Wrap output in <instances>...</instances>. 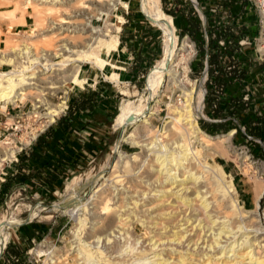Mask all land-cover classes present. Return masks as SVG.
<instances>
[{"label":"bare ground","instance_id":"6f19581e","mask_svg":"<svg viewBox=\"0 0 264 264\" xmlns=\"http://www.w3.org/2000/svg\"><path fill=\"white\" fill-rule=\"evenodd\" d=\"M20 1L23 2V0H0V3L1 5L11 2L16 4ZM24 1L28 2L27 4L29 5L27 8L25 7L26 11L24 13L26 14L30 8L31 12H28V14L33 19L32 26L30 27L31 32L29 33H31V36L32 34L38 36L40 38L39 41L42 42V46L38 47L39 45L37 46L36 43L26 42L25 40L26 43L23 42L21 43L22 45L16 42L13 43L14 41L10 39L4 40V48H0V67L3 64H7L11 68L9 70H0V103L3 106L8 102L16 105L25 100H31L33 115L47 117L41 128H34L30 132V135L27 137L29 141L36 136L38 130H42L46 125L51 124L55 117L59 116L65 108L66 104L64 100L51 103L47 100L46 94L48 92L53 94L61 86L68 87L71 84L81 85L84 80L78 77V71L83 62L91 63L97 69H101L105 65L106 60L103 54L116 48L119 42L117 33L120 31L123 22V18L119 14H115V22L107 18L112 14V10L115 9L117 4L126 8L128 7V3L126 0ZM193 1L195 2V0ZM140 10L144 16L149 18L150 23L159 28L158 30L161 32L162 54L154 63L153 68L149 69L148 73L152 69L151 75L148 78L146 76L147 80H145L149 97H157L158 99L155 100L156 103L153 106L148 104L144 108L137 105L139 103L135 104L131 100L122 102L114 124L116 130L124 128L131 123L135 124L129 133L127 132L123 135L122 141L141 147V154L139 155L137 165H129V168L123 169L127 166L125 158H128V155L121 152L118 144H116L113 147L112 153H115L117 156L115 155V160L113 159L114 161L108 166L107 170L103 167L101 172L99 171L97 174L92 175L82 185L85 187L93 184V187H96L93 191L91 189L84 196L78 194V191L80 192L79 189L82 187H79L80 180L74 178L68 186L67 195L52 206L56 209L61 208L75 219L77 224L75 232L80 231V236L77 233L79 243L85 241L84 244L76 249V256L82 255V259L87 264L90 261H94L91 260L93 252L90 251V248L86 250L83 247L87 245L94 248L96 244L94 252L97 255V259H104L103 262H106L105 264L110 260L114 264H135L134 261H129L133 256H130L128 259H125L123 256L121 259L119 257V252H124L130 247L126 246L122 248L125 243L121 245L123 242L121 240L128 241V236L131 233L129 227L132 222L125 221V218H129L128 220L131 221L130 217L132 215L136 217L142 212H146L145 217L147 218H155L148 211L149 207L138 209L136 205L143 199L144 203L147 200V204H151L157 199L164 202V197H167L169 200V196L174 197L169 202L173 205L174 210H177L180 204L186 206V208L183 210L179 208L180 211L175 216V220L171 219V216L167 217L168 220L163 222L165 231L159 232L160 238L150 244L149 250H153L155 246L163 245L161 241L164 238L163 241L166 240L167 243L177 241V244L182 245L181 247L179 246L180 249H183V244L186 242V253L183 252L181 254L180 251L177 252L180 253L179 255L177 254L178 257L176 258L179 264H187V260L190 261L192 259L190 256L185 258L186 254H199L200 258L206 256L203 261L200 258L197 259L200 264H261L258 257L254 258L251 249L256 242V246L264 248V222L262 223V218H258L259 214L257 210L261 192L258 194L255 192L254 209L245 212L244 217L251 218L249 226L245 223H240L236 226L237 229H235L234 227L230 228L228 224L224 223L225 226L219 228V232L215 236V233H213L215 226L204 225L203 218V224H201L195 216L197 208H194L192 203L200 202L199 205L205 211L204 213L208 217V222L209 219L212 223L216 222L213 220V215L207 211L211 203L208 201L207 195L208 193L211 194V191L203 190L205 183L202 179H205L209 174H212L214 181L213 190L231 200L232 208L235 209L234 214L243 216L244 213L231 197V192L235 189L232 177L223 170L220 163H212L210 161L202 163L199 160L201 158L199 157L200 151L198 152L196 145H201V148L210 147L207 140L221 138L222 136L217 135L212 137L202 131L197 124L196 119L202 114L205 88L203 91L200 89L199 91L194 86L187 87L185 86L186 84L182 83L191 57V48L187 39L180 41L176 32L175 19L163 12L160 0H140ZM3 11L0 9V14ZM92 19L103 20V23L95 26L92 23ZM0 21H2L1 15ZM8 27L12 28L14 26L7 23V29ZM11 32L13 33V31ZM67 34H71V36L72 34L78 35L71 40L72 38H67ZM106 78L116 83L119 81L116 74L108 75ZM177 89L182 91L183 100L178 102V104H167V117L164 119L160 130V132L165 134V137L166 135L167 137L168 135L172 137L169 140H162V137L157 140L152 137L148 138L147 136H150L152 129H154L150 118L151 115L157 114V104L161 101L163 93L167 90L173 93ZM42 105L46 107V111L43 113L38 109ZM200 117L206 119L202 115ZM139 121L140 123H137ZM233 132L234 130H230L225 135ZM7 140H10V138H7ZM5 144H7L6 141ZM17 150L12 147L1 148L0 160H10L14 157ZM190 151H192V154H190ZM151 170L157 176L156 178L153 177L155 178L153 180L151 179ZM100 178H103L102 181H99L101 180ZM143 178L145 179L143 180ZM128 182H142V185L147 189H140L142 191L136 192V194L134 192L135 195H133V191L128 189L126 185ZM155 187L158 188L156 189ZM262 189L264 190V188ZM154 190L157 191V194L155 192V195L151 196V192ZM130 199L133 201H130ZM122 203L126 205L132 204L131 207L134 206L133 208L130 207V212L126 213L121 205ZM141 204L144 205L143 203ZM80 210L86 211L84 212L86 215L83 218L80 216ZM35 214L37 213L34 212L33 216ZM138 219L142 224L147 223L144 218L140 217ZM16 222L14 218H0V259L5 243L9 238V232L6 229ZM195 222L196 224L194 225ZM189 223L192 225V228L186 229ZM168 226L169 229L167 228ZM198 226L200 232L196 239L186 236L189 231H194V228ZM242 230L244 231L239 235L243 238L238 241L235 237ZM202 231L204 232L203 235H201ZM208 232H210V237L205 235ZM224 232H228L230 235L229 238H225V243L230 241L229 239L232 240L229 244L220 245V242H222L221 234ZM192 234L194 235V233ZM153 238L154 236L149 238L148 243ZM184 238L185 241L183 242L182 239ZM199 240H201V243L198 245ZM157 242L158 244H156ZM241 248L244 250L250 248V250L248 249L244 253H240L238 250H241ZM145 250L140 251L135 259L141 261L140 264L144 263L148 256ZM132 251L133 248L131 247L125 253L129 255ZM68 252L69 250H64L66 255H69ZM209 252L210 254H208ZM160 254L161 252L157 256ZM218 254L219 257H216ZM106 257L108 259H105ZM235 259L236 261L231 263ZM167 260L166 257H162L159 261L149 262L152 264H166ZM219 260L222 261L219 262ZM183 261L184 263H182Z\"/></svg>","mask_w":264,"mask_h":264},{"label":"rangeland","instance_id":"374dc122","mask_svg":"<svg viewBox=\"0 0 264 264\" xmlns=\"http://www.w3.org/2000/svg\"><path fill=\"white\" fill-rule=\"evenodd\" d=\"M188 1H190L191 4L194 6V4L191 0H188ZM23 2L20 1L19 3H16V4L11 2V3H7L5 5L4 4L1 5V3H0V9H2V11L5 9L0 14L2 21H6L7 23H10V24H12V26L19 24V23H24L23 17L25 15L24 12L26 11L25 7L27 8L29 5L27 4L28 2L26 3L24 0H23ZM126 2L128 3V7L125 8V7L121 6L120 4H117L115 9L112 10V14L109 15L107 19L115 22L116 21L115 14H120L121 11L128 12L129 10H131L132 6L136 7L138 10H140V8H139L140 0H126ZM21 4H22V6H21ZM160 5H161L163 12L165 14H167V12L164 10V7H163L164 6L163 0H160ZM198 7H199V5H198ZM76 9H78V7H76ZM195 9H196V7H195ZM199 9H200V7H199ZM28 12L29 13L31 12L30 8L28 9ZM256 13H257V16H256L255 23H256V27H257V34L253 38L252 42L247 44V45L249 48H252L254 50V52L257 54V59L264 60V15L259 10L258 11L256 10ZM167 15H170V14L168 13ZM31 19H32V17H31ZM77 19H81V18H77ZM32 23H33V19L31 20V24ZM92 23L95 26H99L103 23V20L92 19ZM31 24L29 26L25 27L24 30H22L20 32H18V31L13 32V33L11 32L13 27L12 28L8 27V29L6 28L3 30L0 26V29H1L0 30V34H1L0 38H2V41L0 42L1 43L0 48H2V49L4 48V45H5L4 40L5 39H10V40L14 41L13 43L16 42L17 44L18 43L21 44L23 42L24 43L31 42L34 44L36 43L37 46L39 45L38 47H41L42 42L39 41L40 38L38 36H34L33 34L31 36L30 35L31 33H29V32H31V30H30V27L32 26ZM23 32H25V33H23ZM176 32L178 34L177 28H176ZM73 35L74 34H72V36ZM77 35L78 34H75L72 37L71 34L70 35L67 34L66 36L68 39L72 38L71 40H73ZM160 38H161V32H160ZM179 39H180V41H182L183 39H187V42L189 43L190 48H191V57L189 59L188 70H187V72H185L186 74H184L186 78L183 77L182 83L184 85L186 84L185 86H187V87L194 86V87H196L197 90L200 89L203 91V89L205 88V80H206L204 73L202 72L201 74H197L190 67V63L192 62V60L196 56V52H197L196 46H195L194 42L187 35H184L182 37L179 36ZM159 46H160V50H161V39L158 42L157 48H159ZM160 56H161V54H160ZM159 58H157V59H159ZM154 63H153V65H154ZM153 65H151L148 68L147 72L144 74V77L142 78L143 79V87L142 88H139L138 86H130V85H125V84L118 85L119 89L121 88V91L124 95L121 93V97H120V99L117 103V106H116L117 112H118L119 105L122 102H125L127 100L128 101L131 100L135 104L139 103L137 105L142 106V108H144L145 105L149 104L150 106H153L156 103L155 100L158 98L157 97H154V98L149 97V95H148L149 92L147 91L146 84H145V80H147V78L151 75L152 69L149 72V76L146 78L147 73H148L150 68H153ZM10 68L11 67L9 65L3 64L0 67V70H9ZM72 85L73 84H71L68 87L61 86L53 94L48 92L46 94L47 100L51 103H57L61 99H68L69 94H70V88ZM45 91H47V90H45ZM61 94H62V97H59V95H61ZM181 100H183L182 91L179 89H177L173 93H171L168 90L163 93V95L161 97V101L157 104V114L151 115L150 121H151L152 127H154V129H152V132H151L152 135L150 134V136H147L148 138L152 137V138L157 140L158 138L162 137V140L163 139L169 140L172 137L171 135H168V137L166 135V137H165V134L163 132H160V130L162 128V124L164 122V119H166V117H167V113H168L167 104L168 103L178 104V102H180ZM1 107L4 108L2 103H0V110H2ZM5 107H6V109L2 110L3 113L9 111L10 114H14L17 111L18 115L15 117L14 121H13V118L11 117V118L6 120V123H4V126H6V131H5V134L0 138V141L2 142V143L0 142V149L1 148L5 149L7 147H12V148L18 149V147L21 146V144H22L24 146L22 148V150L17 152L16 155H14V157H16L18 159V154L21 153L24 149H27L28 146L31 145V144L30 145L26 144L29 142L27 140V137L30 135V132L35 127H37L39 125V123H40V121H42V119L38 118L40 116H34L33 115L31 100H25L24 102L18 103L16 105L8 102V103H5ZM39 110L41 112L43 110H46V108L42 107V108H39ZM204 110H205V104L203 105L201 115L206 118ZM8 116H10V115H8ZM200 116L196 119L198 126H199L198 121L200 119H204L203 117H200ZM16 120H19V123H18L19 129L14 130V129H12L11 126H13L12 124H14L16 122ZM43 120H44V118H43ZM137 123H140V121ZM41 125L38 128H41ZM134 125H135L134 123H131V124L125 126L124 128H118L115 131L114 136H113V138L115 137L114 138L115 140L113 142L111 141L110 147L106 148L105 151L101 152L97 156H95V155L90 156L87 160V163L84 165V167L81 170H79L78 172L71 174L69 176V178L64 181V183L62 184L60 189H56V188L52 189L51 190L52 194H50L48 192L49 195H45L43 197V196H41V194L38 190L36 191L35 189H31L30 187H28L27 185H24V184L16 185L12 188L10 194H8L6 196L4 202L0 205V218H3V217L4 218H14L17 222L12 224V226L10 228L6 229V231L9 232V238L6 241L5 246L2 250L0 264H5V259H6L5 258V254H6L5 253V247H6V245L8 243L11 245L15 241V239H19L20 246L22 248H28L27 253H26V260L22 259V260H24V262L22 264H27L26 262H29V264H87V262L84 259H82V257H81L82 255L76 256V249L79 246H81L82 244H84L85 241H82L81 243H79L78 234L80 233V231L75 232V226L77 225L75 219H73L70 215L65 213L61 208L56 209V208H53L52 205L56 202L61 201L67 195L68 187L65 190L66 184L74 176H77L76 179L80 180L79 187H82L79 189L80 192L78 191V194L84 196V194H88L91 189L93 191L96 188V187H93V184L87 185L85 187L82 185H84V183L87 181V179H89L92 175L97 174L99 171L101 172L103 167H105L107 170L108 166L111 165V163L115 160L114 157L116 154L112 153V149L116 144H118L119 150L121 152L127 154L128 158H129V159L127 157L125 158L127 160V162H126L127 166L124 167L123 169L129 168L131 165L136 166L137 161L139 160L138 159L139 155L141 154V147L133 145L130 142L122 141L123 135H125L127 132L129 133V131L132 130V127H134ZM229 131H227L225 133H219V134L212 135V137L217 136V135L220 137L222 136V137L207 140L210 144V147L201 148V145H196L198 152L200 151L199 157H201V158H199V160L202 161V163L205 161H210L213 163V162H218L219 159H222L223 161L228 162L229 164H234V169L237 172H240L239 176L243 177V179L245 180V184L247 186H254L255 192L257 194L261 192V194H262V192L264 191L262 189V188H264V160L261 159L260 157L252 155L248 146H246V144H244L241 141V139L234 137L235 131L229 135H225ZM158 132H160V133L157 134ZM7 138H10V140H7ZM25 140H27V141H25ZM5 141L7 144H5ZM24 142L26 145L23 144ZM192 151H193V148H192ZM192 151H190V154H192ZM14 157H12L10 160H5V161L0 160V181L5 178L6 174L9 171H13V169L15 168L14 164L17 161L14 160ZM201 159H203V160H201ZM231 171L230 172L225 171V172L228 175H230L231 177H233V173ZM150 174H151L152 180L157 177V176H155L156 173H154V171L152 172V170H151ZM144 175H143V177H144ZM153 177H155V178H153ZM102 179L99 181H102ZM144 179L145 178H143V180ZM143 180H142V182H143ZM202 181H204V183H205V188H203V190L204 191H207V190L211 191V194L208 193V195H207L208 201L211 202L210 206L208 207L209 209H207V211H209L213 215V220H214V222L215 221L216 222L212 223V222H210V219L208 222V217H207L206 213H204L205 211L199 205L200 202L192 203L193 207L197 208V212H196L195 216L197 219H199L201 224L204 223V225L206 224L210 227L215 226L214 227L215 231L213 232V233H215V236L217 235L216 233L219 232V228H222L225 226L224 223L228 224V226H230V228L234 227L235 229H237L236 226L239 225L240 223H242V224L245 223L248 226L250 225L251 218L250 217L245 218L244 216H245L246 211H250L254 208L248 209V207H244L243 204L241 202H239L238 191L236 188H235L236 190L234 192H231L232 193L231 197L233 198L234 201H236L237 206L243 211V213H244L243 216L235 215L234 214L235 209L232 208L231 200L227 197H224L221 193L215 192L213 190L214 189V187H213L214 181L212 179V174L207 175V177L205 179H202ZM142 182H134V183L128 182V183H126V185L128 186V189L133 191V195H135L136 192H140L143 189L145 190L146 187H144L142 185L143 184ZM69 185H70V183H69ZM140 189H142V190H140ZM134 192H135V194H134ZM151 193H152L151 196L152 195L154 196L155 194H157V191L154 190ZM128 196H130V195H128ZM155 198H157V197H155ZM173 198H174L173 196H171V197L169 196V200H168L167 197H164V202H161V200L157 199L156 201H153V203H151V204H147V200L144 203L143 202L144 199L138 202V204L136 205V208L145 209L146 207H149L148 211H150V214H152L151 216L154 215L155 218L145 217L146 212L145 213L144 212L139 213V216H136V217L135 216L133 217V215H132V217H130L131 221L128 220L129 218H125L126 219L125 221L132 222L130 224V227H129V230L131 233L128 236V241L127 240L124 241V239L121 240V242L123 241L121 243V245H123L125 243L122 248H124L126 246H130V247L127 248L124 252L123 251L121 253L119 252L120 259L122 258V256L125 259H128V258H130V256H133L129 261L130 262L134 261L135 264H140L141 261H138L135 259L137 258V255L140 253V251L146 249L145 251L148 254V256L145 259V262L142 264H152L149 261H159L162 259V257H166L168 259L166 261V264H179V261L177 262L176 258L178 257V255L180 253L181 254L183 252L186 253V246H185L186 242H184L186 237L184 239H182V241L184 242L183 249L179 248V246L181 247L182 245L177 244L176 243L177 241L167 243L166 240L163 241L164 238L161 241V244H163V245L155 246L153 248V250L148 249V247L150 246V244H152V242L154 243L155 241H157L160 238L159 232L165 231V228L163 226L164 225L163 222L167 221L169 216H171L170 217L171 219L175 220L176 219L175 216H177L179 214L178 213L180 211L179 208H181V210L186 208V206H183L180 204L179 208L177 210H174L173 205L171 203H169L170 200H172ZM133 199H135V198L133 197ZM130 201H133V200L130 199ZM141 203H143L144 205H142ZM121 205L123 206V209L126 211V213L130 212V207L132 204H127L128 205L127 206L126 204L122 203ZM133 206L131 208H133ZM257 210H258V214H259L258 218H262L261 220H263L262 221V223H263L264 222V217H263L264 192L260 198L259 206H258ZM34 212H36L37 214H35L33 216ZM84 212H86V211L80 210V216H82V218L84 217V215H86V214H84ZM173 214H174V216H173ZM188 216H190V215L188 214ZM140 217L144 218L147 223L142 224L141 221H138L139 220L138 218H140ZM239 217H240V219H239ZM202 218H203V223H202ZM34 224L36 225V228H38L37 232H39V233H38V235L33 236V232L36 231V230H34V227H32ZM195 224H196V222L194 223V225ZM171 225H172V223H171ZM191 226L192 225H190V223H189L188 228H186V229L192 228ZM18 228H20V229H18ZM167 228L169 229V226ZM197 228H194V231H189L186 236L187 237L190 236L191 238L196 239L198 237L197 236L198 233L200 232L199 226ZM176 231H178V230L176 229ZM243 231L244 230L238 232L237 236L235 237L236 239H238V241H240L241 238H243L239 235ZM192 233H194V235ZM213 233H212V235H213ZM203 234H204V232L202 231L201 235H203ZM209 234H210V232L206 233L205 235L209 236ZM244 234L246 235V233H244ZM225 235H226V237H225ZM79 236H80V234H79ZM152 236H154L153 240H151L150 243H148L149 238H151ZM221 236H222L221 237L222 242H220V245L229 244V242L232 240V239H229L230 241L225 243V240L227 238H229V236H230L228 232L222 233ZM250 236H251V234H250ZM82 239H84V238H82ZM250 240H252V239H250ZM199 241H198V245L201 243V240H199ZM156 244H158V242ZM256 245H257V242L254 244V246L251 247V249L253 251L254 258L258 257V259L261 261V264H264V248H260L259 246H256ZM96 246H97V244L94 245V248H92L93 246H87V245L83 247L86 250H88L87 248H90L91 249L90 251L93 252V257L91 258V260H94V261H90L89 264H91V263L92 264H105L106 262H103L104 259H99V260L97 259V255L94 252ZM74 247H76V248H74ZM131 247L133 248V251L130 252L129 255H126L125 252L127 250H129ZM174 249H176V250H174ZM238 249H239V247H238ZM248 249L250 250V248H246L245 250L241 248V250H238V251L240 253H244ZM64 250H69V252H68L69 255H66L64 253ZM179 251H180V253H177ZM160 252H161V254L157 256V254ZM208 254H210V252ZM189 256L192 257V259L190 261L187 260L188 261V262H186L187 264H200V262L197 261V259L200 258L199 254H194V255L186 254L185 258L189 257ZM55 257H57V258H55ZM216 257H219V254L216 255ZM205 258H206V256H204L203 258H200V260L203 261ZM105 259H108V257H106ZM110 261H108L107 264H114ZM221 261L222 260H219V262H221ZM234 261H236V259L231 261V263H233ZM182 263H184V261ZM8 264H11V263L9 262Z\"/></svg>","mask_w":264,"mask_h":264},{"label":"trees","instance_id":"16d2710c","mask_svg":"<svg viewBox=\"0 0 264 264\" xmlns=\"http://www.w3.org/2000/svg\"><path fill=\"white\" fill-rule=\"evenodd\" d=\"M196 1L204 20L188 0L185 5L187 13L181 23L165 5L163 7L167 14L174 17L178 35L189 36L196 46L197 52L190 63L191 69L197 74L205 69L207 72L203 100L206 119L198 121L199 127L210 136L234 129V137L241 139L252 155L264 160V60L257 59V54L247 44H240L241 40L251 43L257 34L256 9L249 0ZM131 9L138 20L147 22L140 10L134 6ZM130 12L131 10L127 15ZM147 26L151 27L150 23L147 22ZM153 32L154 48L151 49L152 55L146 59L145 68L142 70L144 74L162 54L160 46L157 48L161 39L160 30L153 27ZM120 41L123 42L122 36ZM137 86L143 87V79ZM82 91V95L69 96L68 108L64 115L56 119V124L64 123L69 128L81 112L92 109L99 101L98 89L87 88ZM117 96L119 98L121 94ZM116 112L114 108L113 118ZM56 134L57 130L54 131L49 126L36 137L34 147L27 153L18 154L15 171H9L4 180L0 181V205L16 185H27L38 190L43 197L52 194L49 187L55 185L56 189L61 188L64 179L58 178L57 172L44 171L52 166L53 170L57 169L48 156L49 145L43 149L49 137L53 138ZM43 151L46 153L44 157ZM218 162L220 165L224 164L222 159ZM32 227L35 230L36 225ZM33 235H38V232H33ZM27 250L28 248L8 243L5 247V264H22V259L26 260Z\"/></svg>","mask_w":264,"mask_h":264},{"label":"crops","instance_id":"0c3cea01","mask_svg":"<svg viewBox=\"0 0 264 264\" xmlns=\"http://www.w3.org/2000/svg\"><path fill=\"white\" fill-rule=\"evenodd\" d=\"M186 1L187 0H164L163 4L173 13L175 19H179V23H181V20L185 18L187 13L185 6L187 3ZM127 14L128 12L123 11L119 14L123 18L121 29L117 33L119 42L116 48L103 54L106 60L105 65L101 69H97L91 63H81L78 77L84 80V82L81 85L73 84L70 89L69 96L82 95V90H86L87 88L92 90L98 89V91H100L99 101L92 109L81 112L69 128H67L64 123L56 124L54 122L50 125L54 131L57 130V134L55 137L53 136V138L49 137L43 149H46V147H48L47 145H49L48 156L50 161L55 163L57 169L53 170L52 167L54 166H52L51 168H45L46 170L44 171H47V173L57 172L58 178L64 179V181L67 180L68 176L71 174L81 170L90 156H97L105 151L106 148L110 147L111 141L113 142L115 140V137L113 138L116 131L114 124L118 112L114 118L112 117V112L113 109L116 108L121 97L118 98L117 95L122 93L118 85L125 84L137 86L138 82L144 77L142 70L145 68L146 59L152 55L151 49L154 48L155 32H153V27L155 26L150 23L151 27H148L147 22L149 23L150 21L147 18V22L138 20V17L132 9L130 14ZM29 16L27 11L23 17L24 23L14 25L12 31L20 32L24 30L25 27L29 26L31 24V17ZM0 26L3 30L6 29L7 22L0 21ZM120 36H122L123 42L120 41ZM1 41L2 38H0V42ZM111 74L117 75V79L119 80L118 83L106 78ZM119 108L120 105L118 111ZM1 109L4 110L6 107H1ZM2 110H0V138L5 134L6 126H4V123H6V120L12 117L14 121L15 117L18 115L17 111L14 114H10L9 111L3 113ZM34 146L35 140L22 152L27 153L28 150ZM45 155L46 153L43 151L42 156L44 157ZM221 166L226 172L232 170V178L234 186L238 191L239 202H241L244 207H248V209L254 208V186H247L245 184L243 177L239 176L240 172L234 169V164H229L224 161V164H221ZM15 168H12L13 171H15ZM76 177L77 176H74L66 184L65 190L69 183ZM64 181H62V184ZM49 188L54 189L56 187L54 185ZM259 201L260 199L258 203ZM37 229L38 228H35V233ZM11 245L22 248L19 239H15Z\"/></svg>","mask_w":264,"mask_h":264},{"label":"built area","instance_id":"2783aa9c","mask_svg":"<svg viewBox=\"0 0 264 264\" xmlns=\"http://www.w3.org/2000/svg\"><path fill=\"white\" fill-rule=\"evenodd\" d=\"M249 2H251V4L255 7V9L258 11H261V13H263V15H264V0H249ZM197 3V2H196ZM198 4V3H197ZM196 10L198 11V13H199V15H200V17L204 20V16H202V11H201V9H199V8H196ZM205 39L207 40V36L205 35ZM250 42H248V41H246V40H241L240 41V44L241 45H243V44H249ZM203 73H204V71H203ZM205 74V73H204ZM205 77H206V74H205ZM59 97H62V94L61 95H59ZM61 100H64L65 101V108H64V110L62 111V113L59 115V116H57V117H55V119H54V121L52 122V123H54L55 121H56V119H58L60 116H62V115H64L65 114V112H66V109L68 108V99H61ZM59 102V101H58ZM33 107V106H32ZM42 107H45V106H41V107H39V108H42ZM38 108V109H39ZM46 108V107H45ZM46 110H43V111H41L42 113L43 112H45ZM39 119H42V121H40V123H39V125L37 126V127H35V128H38L44 121H46L47 120V117L46 116H40V117H38ZM43 118H44V120H43ZM17 122V123H16ZM16 122L14 123V124H12L13 126H11L12 127V129H14V130H16V129H19V120H16ZM51 123V124H52ZM51 124H48V125H46L42 130H38L37 132H36V136L34 137V138H32V139H30L29 140V142L27 143L28 145H30V144H32V142L36 139V137L39 135V133H41L42 131H44L46 128H48ZM259 141V140H258ZM26 145V144H25ZM24 146L21 144V146H19L18 147V150L15 152V155H16V153L17 152H19V151H21L22 150V148H23ZM14 160L15 161H17V158L16 157H14ZM4 179H2L1 181H3Z\"/></svg>","mask_w":264,"mask_h":264},{"label":"water","instance_id":"95a60500","mask_svg":"<svg viewBox=\"0 0 264 264\" xmlns=\"http://www.w3.org/2000/svg\"><path fill=\"white\" fill-rule=\"evenodd\" d=\"M192 2H193V4H194V6L196 7V8H199L198 7V5H197V3H196V1L194 2L193 0H191ZM148 20H149V18L147 17V16H145ZM204 73L206 74V70H204ZM206 91V90H205ZM232 130H234V129H232ZM235 131V130H234Z\"/></svg>","mask_w":264,"mask_h":264}]
</instances>
